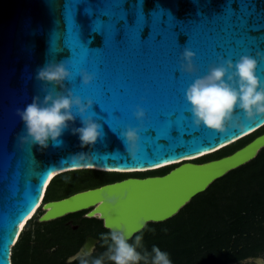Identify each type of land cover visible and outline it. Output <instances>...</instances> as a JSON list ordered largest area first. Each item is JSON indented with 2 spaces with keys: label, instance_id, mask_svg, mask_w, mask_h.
I'll list each match as a JSON object with an SVG mask.
<instances>
[{
  "label": "water",
  "instance_id": "1",
  "mask_svg": "<svg viewBox=\"0 0 264 264\" xmlns=\"http://www.w3.org/2000/svg\"><path fill=\"white\" fill-rule=\"evenodd\" d=\"M119 2L107 0L102 10L106 17L99 11L103 0H81L73 33L64 17L65 0H0V264H13L21 224L39 204L51 174L82 167L144 170L221 147L191 162L264 127V117L248 122L241 113L243 129L219 133L196 128L186 101L187 88L219 65L221 58L235 62L242 55L264 53V0H122L118 8ZM233 15L255 22L247 37L233 31ZM115 20L119 21L114 26ZM185 50L194 53V73L181 71ZM48 62H64L73 73L66 86L84 102L93 101L89 114L95 113L105 135L91 149H81L70 130L62 136L61 147L50 145L43 151L18 138L25 133L16 109H23L35 95L43 99L44 89L59 91L35 79L37 69ZM82 71L93 77L90 84L82 83ZM257 75L264 82V60ZM138 108L145 112L143 120L135 116ZM75 126H80L79 119ZM129 129L138 130L134 159L125 151L122 135ZM150 130L155 133L149 134ZM262 149L264 134L218 160L171 164L147 171L179 165L163 176L127 178L44 203L41 221L89 211L88 217L103 221L104 227H125L135 236L151 223L175 217L214 182L253 161ZM80 151H88L89 157L73 159ZM80 170L99 171L68 172ZM47 205L52 208L46 210ZM142 224L145 227L137 231ZM96 243L89 237L82 248L94 249Z\"/></svg>",
  "mask_w": 264,
  "mask_h": 264
},
{
  "label": "clouds",
  "instance_id": "2",
  "mask_svg": "<svg viewBox=\"0 0 264 264\" xmlns=\"http://www.w3.org/2000/svg\"><path fill=\"white\" fill-rule=\"evenodd\" d=\"M194 53L185 50L182 54L181 71L194 73ZM259 58V59H258ZM264 60V53L256 52V56L242 55L233 62L231 59L223 60L219 65L210 67L208 74L196 78L186 90V101L190 105L192 122L196 128L202 126L219 133L229 129H243L244 122H255L257 118L264 117V82L257 75L259 63ZM82 83L88 85L93 77L87 72H81ZM73 78V73L67 70L64 62H48L36 71L35 79L46 84L57 86L59 91L44 89L43 99L35 95L32 102L23 109L17 108L16 115L24 125V133L19 136L22 143H29L31 147H38L43 151L52 147H61L64 144L62 136L65 131L76 136L81 149L94 147L105 135L103 126L94 119L89 110L93 108L91 99L84 102L80 97L74 96L65 82ZM138 120H143V109L136 111ZM79 119V127L75 126ZM127 147L125 151L131 158L136 157L138 145V130L129 129L122 133ZM89 152L80 151L73 154V159H86ZM107 233L100 235L102 246L107 250L99 257H94V249L81 248L74 255L69 256L67 264H104L105 259L113 264H172L169 253L153 245L151 252H141L142 235H135L125 227H109ZM145 224L140 226L141 231ZM154 231V230H153ZM130 241H132L130 243ZM255 264H264V259L258 258Z\"/></svg>",
  "mask_w": 264,
  "mask_h": 264
},
{
  "label": "trees",
  "instance_id": "3",
  "mask_svg": "<svg viewBox=\"0 0 264 264\" xmlns=\"http://www.w3.org/2000/svg\"><path fill=\"white\" fill-rule=\"evenodd\" d=\"M264 127L256 133L226 147L214 154L205 156L196 161H201L199 164L221 159L235 153L237 150L245 147L257 137L264 134L262 132ZM264 149L261 150L259 155L248 164L228 173L225 177L214 182L206 192L195 197L185 208H183L179 214L172 219L163 223H151L142 232L137 235H142V249L151 252L153 245L160 247L162 251L169 253L172 264H194L195 260L204 254L202 263L204 264H216V255H219L222 259L221 264H230L231 262H240L250 257H258L262 252V248L252 245H245V241L252 240L253 234L256 232H264ZM174 167V166H173ZM171 167H167L161 170L147 172L156 173L153 176H163L169 173ZM88 173H98L107 175H118L120 177H112L102 181L101 186L105 183H113L122 181L130 175L146 174V173H134V174H120V173H108L99 172L94 170H80L72 171L65 174H61L56 177L47 190V194L44 199V203L62 200L76 193L90 190L97 187L98 183L94 176L88 175ZM151 176V177H153ZM63 177H74L77 179L76 183L69 185L68 179L61 181V186H64V191L59 196H53V188L56 182ZM242 183L254 184L262 186V194L257 192L255 196L249 197L241 192L240 185ZM57 190V189H56ZM220 199H225L226 204L219 203ZM203 201L202 203H198ZM228 201V202H227ZM195 206V212L186 221L180 222L182 216L189 212ZM216 212V218L219 222L213 223V216ZM42 214V210H39L29 224ZM83 212L67 215L64 219H70ZM92 222L102 223L100 220L88 219ZM28 224V225H29ZM175 225V226H174ZM168 226L170 231L162 234H154L153 229ZM106 231V230H105ZM135 236L133 237V241ZM239 239V240H238ZM241 240V241H240ZM25 242V236L21 235L17 244L13 247L12 262L13 264H19V254L21 252L23 243ZM132 241H130L131 243ZM102 245V242H101ZM235 249L233 250V246ZM147 247V248H145ZM145 248V249H144ZM241 248L240 250H238ZM138 251H141L138 249ZM141 251V252H143ZM105 251H99L93 253L94 257H99ZM245 252V253H244ZM60 264H67L66 260H63ZM78 264V262H74ZM104 264H113V262L105 259ZM139 264H145V261H140ZM150 264V259H149Z\"/></svg>",
  "mask_w": 264,
  "mask_h": 264
},
{
  "label": "rangeland",
  "instance_id": "4",
  "mask_svg": "<svg viewBox=\"0 0 264 264\" xmlns=\"http://www.w3.org/2000/svg\"><path fill=\"white\" fill-rule=\"evenodd\" d=\"M264 132V130L262 131ZM199 164L201 161H191V163ZM179 165H175L170 169H175ZM264 167V166H263ZM134 174V173H133ZM90 176H94L99 178L100 180L110 179L112 177H120L118 175H107V174H98V173H88ZM156 175V173H147L146 174H135L130 175L127 178H146ZM155 177V176H153ZM68 179L69 185L76 183L77 179L74 177H63L56 182L55 187L53 188V196H59L61 192V181L63 179ZM262 186H258L256 183L250 185L247 183H242L240 185L241 192L244 195L249 197L255 196L257 192H262ZM57 189V190H56ZM263 193V192H262ZM260 193V194H262ZM200 201L198 203H202ZM228 202V201H227ZM219 203L224 205L226 204L225 199H220ZM197 206L192 208L189 212H186L180 222L186 221L191 215L194 214ZM36 217L25 229L23 232V237L25 236V242L23 243L21 252L19 254V264H60L63 260L68 261L69 256L74 255L80 247L82 246V241L86 238L88 234H98L101 235L103 232V228L100 225H97L92 222H87L83 217H74L72 220L64 219L62 217L60 219L50 221V222H42L41 216ZM213 223L216 224L219 222L218 218H216V212L213 216ZM175 226V225H174ZM154 234H162L170 231L168 226L162 227V229L154 228ZM239 240V239H238ZM241 241V240H240ZM245 245L255 244L262 248V252L258 257H250L248 259H244L240 262L234 261L230 264H255V259L261 258L264 259V232H256L252 236V240L245 241L243 243ZM107 248L106 246H102ZM147 248V247H145ZM144 248V249H145ZM235 249V245L232 247ZM239 248L238 250H240ZM139 250L143 251L142 248ZM106 252V250H104ZM99 251H94L93 253H98ZM245 253V252H244ZM204 254H201L194 262V264H204L202 263V259ZM216 259V264H221V257L216 255L214 257Z\"/></svg>",
  "mask_w": 264,
  "mask_h": 264
},
{
  "label": "snow or ice",
  "instance_id": "5",
  "mask_svg": "<svg viewBox=\"0 0 264 264\" xmlns=\"http://www.w3.org/2000/svg\"><path fill=\"white\" fill-rule=\"evenodd\" d=\"M80 3H81V0H65L66 7H65V11H64V17L66 19L68 26H69V23H71L73 33L76 32V22L74 20V17L76 15L77 7ZM106 3H107V0H103V7L100 8L99 11H100L101 16L108 17L107 15L102 14V10L105 8ZM121 5H122V0H120L117 7L119 8ZM88 10L91 13V9H88ZM97 20L101 21L99 18H97ZM119 20H121V19H119ZM119 20H115L114 26H115V23L118 22ZM250 21H251V23H250ZM101 22L106 23L104 21H101ZM231 23L233 25V31H235L237 33H241L244 37H247L249 34V31L253 30L255 27V22L251 18L246 19L243 16L237 18L235 15H233L231 17ZM165 119H170V117H165ZM172 130L173 129H170V131H172ZM151 133H155V132L150 130L149 134H151Z\"/></svg>",
  "mask_w": 264,
  "mask_h": 264
},
{
  "label": "bare ground",
  "instance_id": "6",
  "mask_svg": "<svg viewBox=\"0 0 264 264\" xmlns=\"http://www.w3.org/2000/svg\"><path fill=\"white\" fill-rule=\"evenodd\" d=\"M235 141V140H234ZM229 144V143H228ZM228 144H225L223 146H226ZM222 146V147H223ZM221 148V147H220ZM218 148V149H220ZM216 149V150H218ZM214 150V151H216ZM214 151H211V152H207V153H204L200 156H203L205 154H209V153H212ZM200 156H196V157H193V158H187V159H184V160H181V161H178V162H174V163H169V164H165V165H161V166H158V167H154V168H150V169H144V170H108V169H101V168H97V167H82V168H73V169H68V170H65V171H62V172H56V173H53L50 175L46 185H45V188H44V192H43V195L41 197V200L39 202V204L37 205V207L35 208V210L32 212V214L29 216L28 219H26L22 224H21V227H20V234H19V237H21V235L23 234V232L25 231L26 227L28 226L29 222L34 218V216L37 214V212H39V210H41V208L43 207V204H44V199H45V196L47 194V190L49 188V186L51 185V183L53 182V180L58 177V175H60L61 173H64V172H68V171H71V170H79V169H96V170H99V171H108V172H121V173H132V172H147L149 170H155V169H159V168H163L165 166H168V165H171V164H179V165H183L185 163H191V162H188L189 160H194ZM193 163V162H192ZM52 208V205H47L45 207L46 210H50ZM20 239V238H19Z\"/></svg>",
  "mask_w": 264,
  "mask_h": 264
},
{
  "label": "flooded vegetation",
  "instance_id": "7",
  "mask_svg": "<svg viewBox=\"0 0 264 264\" xmlns=\"http://www.w3.org/2000/svg\"><path fill=\"white\" fill-rule=\"evenodd\" d=\"M147 178V177H146ZM142 179V178H141ZM102 181L103 180H100V179H98L97 180V183H98V186H100L101 187V183H102ZM118 182V181H117ZM113 183H115V182H113ZM107 184H112V183H105V185H107ZM64 186H61V192H63L64 191V188H65V183L63 184ZM102 186H104V185H102ZM95 188H99V187H95ZM95 188H93V189H95ZM61 194V193H60ZM88 212L89 211H83V214L82 215H79V216H76V217H83L87 222H92V221H89L88 219H96V220H99V219H97V218H89L88 217ZM74 218V217H73ZM70 220H72V218H70ZM101 221V220H100ZM92 223H95V224H97V225H100V226H102V230H103V232L104 233H107L109 230H107L105 227H104V223H103V221H102V223H97V222H92ZM106 230V231H105ZM89 237H92V238H94L95 240H97V243H96V245H95V247H94V251H103V250H107V248H105V247H102V245H101V240H100V235H98V234H88L87 236H86V238L82 241V246L80 247V249L83 247V245L86 243V241L88 240V238Z\"/></svg>",
  "mask_w": 264,
  "mask_h": 264
}]
</instances>
